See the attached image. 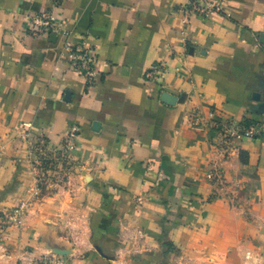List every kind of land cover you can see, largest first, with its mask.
Instances as JSON below:
<instances>
[{
	"label": "crops",
	"instance_id": "obj_1",
	"mask_svg": "<svg viewBox=\"0 0 264 264\" xmlns=\"http://www.w3.org/2000/svg\"><path fill=\"white\" fill-rule=\"evenodd\" d=\"M214 1L202 18L189 0H0V264H264V0ZM46 11L61 32L31 36ZM86 37L93 85L60 54ZM212 112L260 133L223 162L194 121ZM40 143L77 165L54 196Z\"/></svg>",
	"mask_w": 264,
	"mask_h": 264
},
{
	"label": "built area",
	"instance_id": "obj_2",
	"mask_svg": "<svg viewBox=\"0 0 264 264\" xmlns=\"http://www.w3.org/2000/svg\"><path fill=\"white\" fill-rule=\"evenodd\" d=\"M184 12L187 16H199L202 18H211L224 14V5L214 0H189ZM30 35L33 37H42L59 34L62 26L52 11H46L40 15L33 16L29 24ZM88 37L79 43L70 40L66 41L61 48V57L66 59L71 67L80 76L85 78L89 84H96L99 73L97 68L98 59ZM164 78L163 65L153 67L147 74L148 82L159 83ZM195 123L201 127H209L218 131V138L213 143L214 154L221 161L227 162L238 152L236 143L243 140H252L260 133L259 128L252 123L244 121L230 120L221 114L211 113L208 119L197 115ZM78 129H73L72 137L75 138ZM224 172L218 165L207 173L206 178L210 183L221 182ZM43 264H64L61 260L55 258L42 259Z\"/></svg>",
	"mask_w": 264,
	"mask_h": 264
},
{
	"label": "rangeland",
	"instance_id": "obj_3",
	"mask_svg": "<svg viewBox=\"0 0 264 264\" xmlns=\"http://www.w3.org/2000/svg\"><path fill=\"white\" fill-rule=\"evenodd\" d=\"M34 153V173L37 181V189L39 196L44 195L54 196L61 187L68 189L71 187V182L76 174V163L68 160V150L62 147L51 148L47 144L33 145ZM24 210H19L17 214H24ZM26 213V212H25ZM22 217H19V225L22 223ZM55 258L63 262L62 258L57 255H48L35 261L34 264H43L42 259Z\"/></svg>",
	"mask_w": 264,
	"mask_h": 264
},
{
	"label": "trees",
	"instance_id": "obj_4",
	"mask_svg": "<svg viewBox=\"0 0 264 264\" xmlns=\"http://www.w3.org/2000/svg\"><path fill=\"white\" fill-rule=\"evenodd\" d=\"M247 123H250L249 121H246Z\"/></svg>",
	"mask_w": 264,
	"mask_h": 264
}]
</instances>
